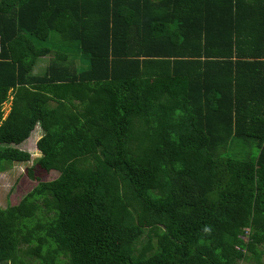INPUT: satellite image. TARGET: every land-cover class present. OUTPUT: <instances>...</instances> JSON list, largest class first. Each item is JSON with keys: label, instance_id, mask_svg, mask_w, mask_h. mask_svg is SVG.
Returning <instances> with one entry per match:
<instances>
[{"label": "trees", "instance_id": "1", "mask_svg": "<svg viewBox=\"0 0 264 264\" xmlns=\"http://www.w3.org/2000/svg\"><path fill=\"white\" fill-rule=\"evenodd\" d=\"M0 43V172L39 129L58 174L0 264L260 262L264 0H0Z\"/></svg>", "mask_w": 264, "mask_h": 264}, {"label": "rangeland", "instance_id": "2", "mask_svg": "<svg viewBox=\"0 0 264 264\" xmlns=\"http://www.w3.org/2000/svg\"><path fill=\"white\" fill-rule=\"evenodd\" d=\"M10 100L11 98L3 105L4 117L9 112ZM38 136H41V131L35 129L31 137L20 146L22 150L30 154V161L16 163L6 171L0 172V207L17 204L38 183L52 181L57 178L58 174L56 172L44 170L37 162L40 157L35 146ZM244 264H264V247L259 263L252 259L249 263Z\"/></svg>", "mask_w": 264, "mask_h": 264}, {"label": "crops", "instance_id": "3", "mask_svg": "<svg viewBox=\"0 0 264 264\" xmlns=\"http://www.w3.org/2000/svg\"><path fill=\"white\" fill-rule=\"evenodd\" d=\"M40 136H38V138L36 139V142L39 140Z\"/></svg>", "mask_w": 264, "mask_h": 264}, {"label": "built area", "instance_id": "4", "mask_svg": "<svg viewBox=\"0 0 264 264\" xmlns=\"http://www.w3.org/2000/svg\"><path fill=\"white\" fill-rule=\"evenodd\" d=\"M0 51H1V43H0Z\"/></svg>", "mask_w": 264, "mask_h": 264}, {"label": "clouds", "instance_id": "5", "mask_svg": "<svg viewBox=\"0 0 264 264\" xmlns=\"http://www.w3.org/2000/svg\"><path fill=\"white\" fill-rule=\"evenodd\" d=\"M208 229H205V231H207Z\"/></svg>", "mask_w": 264, "mask_h": 264}]
</instances>
